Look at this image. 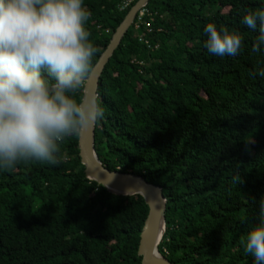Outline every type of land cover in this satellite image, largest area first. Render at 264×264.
Returning a JSON list of instances; mask_svg holds the SVG:
<instances>
[{"label": "trees", "instance_id": "1", "mask_svg": "<svg viewBox=\"0 0 264 264\" xmlns=\"http://www.w3.org/2000/svg\"><path fill=\"white\" fill-rule=\"evenodd\" d=\"M138 2L84 0L94 67ZM260 6L150 0L101 75L98 158L163 189L158 249L173 264H252L243 241L264 193V53L250 52L257 33L240 21ZM209 22L241 34L237 55L208 53ZM79 142H61L57 165L0 171V264H141L146 202L87 179Z\"/></svg>", "mask_w": 264, "mask_h": 264}, {"label": "clouds", "instance_id": "2", "mask_svg": "<svg viewBox=\"0 0 264 264\" xmlns=\"http://www.w3.org/2000/svg\"><path fill=\"white\" fill-rule=\"evenodd\" d=\"M89 17L84 0H0V171L28 162L57 165L61 142L104 119L99 92L81 91L97 53ZM240 23L257 33L250 52L264 53V0ZM203 33V47L214 56H235L242 47L236 30L209 22ZM256 74L264 77V69ZM254 202L258 221L243 249L252 264H264V193Z\"/></svg>", "mask_w": 264, "mask_h": 264}, {"label": "water", "instance_id": "3", "mask_svg": "<svg viewBox=\"0 0 264 264\" xmlns=\"http://www.w3.org/2000/svg\"><path fill=\"white\" fill-rule=\"evenodd\" d=\"M150 0H139L131 9L124 22L117 29L108 48L93 68L84 85V95L99 90L101 75L109 60L121 45L122 40L134 23L138 11L146 7ZM96 128L84 129L79 135L80 157L87 179L103 186L113 195L132 197L141 196L149 212L140 235L138 255L141 264H173L159 252V244L166 231V199L163 189L148 183L143 177L107 169L96 150Z\"/></svg>", "mask_w": 264, "mask_h": 264}, {"label": "built area", "instance_id": "4", "mask_svg": "<svg viewBox=\"0 0 264 264\" xmlns=\"http://www.w3.org/2000/svg\"><path fill=\"white\" fill-rule=\"evenodd\" d=\"M146 13H147L146 9L143 8L142 10L139 11V13H137L135 19H136L137 16L139 15V22H141V19L145 16Z\"/></svg>", "mask_w": 264, "mask_h": 264}, {"label": "rangeland", "instance_id": "5", "mask_svg": "<svg viewBox=\"0 0 264 264\" xmlns=\"http://www.w3.org/2000/svg\"><path fill=\"white\" fill-rule=\"evenodd\" d=\"M143 8H145V7H143ZM143 8H141L140 10H142ZM140 10H139V11H140ZM139 11H138V13H139ZM134 21H135V20H134ZM36 233L39 234V232H36Z\"/></svg>", "mask_w": 264, "mask_h": 264}]
</instances>
